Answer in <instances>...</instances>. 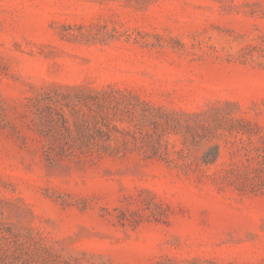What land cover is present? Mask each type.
<instances>
[{
  "label": "rangeland",
  "instance_id": "obj_1",
  "mask_svg": "<svg viewBox=\"0 0 264 264\" xmlns=\"http://www.w3.org/2000/svg\"><path fill=\"white\" fill-rule=\"evenodd\" d=\"M261 148L264 0H0V264H264Z\"/></svg>",
  "mask_w": 264,
  "mask_h": 264
},
{
  "label": "trees",
  "instance_id": "obj_2",
  "mask_svg": "<svg viewBox=\"0 0 264 264\" xmlns=\"http://www.w3.org/2000/svg\"><path fill=\"white\" fill-rule=\"evenodd\" d=\"M215 155L211 160L206 163H213L217 156L218 150L215 148ZM251 159H246L247 164L244 166L243 171L238 175L236 185L240 190H249L251 192H264V148L260 149L255 157V163H250Z\"/></svg>",
  "mask_w": 264,
  "mask_h": 264
}]
</instances>
